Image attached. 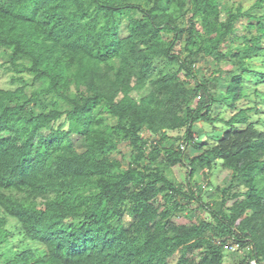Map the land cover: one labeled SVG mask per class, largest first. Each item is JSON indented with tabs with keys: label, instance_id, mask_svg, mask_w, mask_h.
<instances>
[{
	"label": "trees",
	"instance_id": "obj_1",
	"mask_svg": "<svg viewBox=\"0 0 264 264\" xmlns=\"http://www.w3.org/2000/svg\"><path fill=\"white\" fill-rule=\"evenodd\" d=\"M243 1L0 0V264H225L232 243L264 264V0Z\"/></svg>",
	"mask_w": 264,
	"mask_h": 264
},
{
	"label": "rangeland",
	"instance_id": "obj_2",
	"mask_svg": "<svg viewBox=\"0 0 264 264\" xmlns=\"http://www.w3.org/2000/svg\"><path fill=\"white\" fill-rule=\"evenodd\" d=\"M175 1L178 2V3H181V2L182 3H188L189 2V0H175ZM253 1L254 0L243 1L244 7L249 8L252 5ZM46 33L49 34V35H52V32H51L50 28L46 29ZM200 61L202 62V60H200ZM251 64H252L254 69L259 70V71H264V56H259V57L252 58L251 59ZM198 65H199V63H198ZM223 68L227 69L228 68V64L224 63L223 64ZM0 87H2V88H10V87H12L11 84L9 83V76L5 75L2 71H0ZM218 112H219V116H221V117L228 116L227 108L219 109ZM179 118L181 119V116H179ZM173 134L174 133H172V135ZM148 136H149L148 134H144L143 137L146 138ZM211 143H213V141H211ZM220 166H221V163L217 162V163H215V167L214 166L206 167V170H207L208 173L211 171V168H214L213 172L214 173L216 172V175L219 176V178L217 180H214V183L216 185L217 184L218 185L221 184L223 182L224 177H225V173L220 171ZM171 174L174 177V179L177 182H179V183L185 181L186 177H187L186 169L184 167L180 166V165H177V166L173 167L171 169ZM203 178H204V176L199 173V174H197L195 179L197 180V182H202ZM197 205L198 204H194V207H196ZM226 210H227L228 216L230 218L234 219L236 230L241 232V233L248 232V225H249V223L251 221H253V218L251 217V215L245 214L243 212V209H242L240 203L237 202V201L236 202H230V203L227 204ZM198 215H199L198 216L199 219L200 218H202V219L206 218L207 219V218L210 217V215L208 213H206L205 211H201ZM196 220L197 219H195L194 221H196ZM179 222L182 223V224H190L192 221L190 219L186 218V217H182V218L179 219ZM11 223H12V225L14 224L13 221H11ZM244 254H246L244 251L239 253V254H237L238 258H236V259H234L232 257H229V258L227 257V260H226L225 264H237V263H240L239 261L242 258V256H244ZM227 256H231V255H227Z\"/></svg>",
	"mask_w": 264,
	"mask_h": 264
},
{
	"label": "built area",
	"instance_id": "obj_3",
	"mask_svg": "<svg viewBox=\"0 0 264 264\" xmlns=\"http://www.w3.org/2000/svg\"><path fill=\"white\" fill-rule=\"evenodd\" d=\"M230 250L232 252H239V253L243 252V251L240 250V246H239L238 243H232V246L230 247ZM251 264H257V263L255 261H252Z\"/></svg>",
	"mask_w": 264,
	"mask_h": 264
}]
</instances>
